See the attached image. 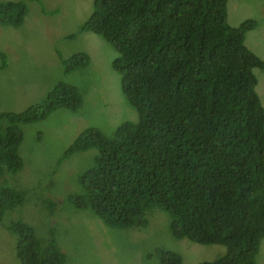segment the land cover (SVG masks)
I'll return each instance as SVG.
<instances>
[{"label": "trees", "instance_id": "obj_1", "mask_svg": "<svg viewBox=\"0 0 264 264\" xmlns=\"http://www.w3.org/2000/svg\"><path fill=\"white\" fill-rule=\"evenodd\" d=\"M228 2L94 0L81 31L116 48L112 67L140 119L119 126L111 139L89 130L92 136L66 152L97 148L100 154L74 203L118 229L144 228L148 208H162L175 240L225 248L198 264H257L264 242V106L254 73L264 63L245 43L256 22L229 26ZM15 8L2 4L0 17L16 26L26 12L17 15ZM90 61L75 55L65 61L67 72ZM55 93L22 113H0V177L23 168L19 124L44 120L59 105L77 108L74 87L61 85ZM10 191L3 187L0 199L10 195L16 203ZM11 227L20 235L24 264H65L55 242L42 244L25 223ZM156 255L162 264H183L175 251Z\"/></svg>", "mask_w": 264, "mask_h": 264}, {"label": "rangeland", "instance_id": "obj_2", "mask_svg": "<svg viewBox=\"0 0 264 264\" xmlns=\"http://www.w3.org/2000/svg\"><path fill=\"white\" fill-rule=\"evenodd\" d=\"M6 3L16 5L17 15L26 14L16 26L0 17V113H22L55 97L61 85L76 89L78 106L59 105L44 120L19 124L23 168L0 177V190L8 187L17 198L16 203L10 195L0 199V264H24L16 247L20 235L11 227L16 222L29 225L42 244L55 242L65 264H162L159 249L179 253L183 264L223 255V246L175 240L170 214L157 206L148 208L146 227L118 229L104 224L90 208L82 209L81 201L74 203L73 197L82 193V176L100 161V154L90 148L66 156L69 147L81 136H92L93 129L111 139L122 124H137L140 114L126 99L122 77L112 67L119 56L116 48L81 31L94 0H0V7ZM250 19L258 27L247 33L245 43L264 60V0H229L230 26ZM79 54H88L90 64L67 72L65 61ZM255 74L264 106V71ZM257 264H264V242Z\"/></svg>", "mask_w": 264, "mask_h": 264}, {"label": "clouds", "instance_id": "obj_3", "mask_svg": "<svg viewBox=\"0 0 264 264\" xmlns=\"http://www.w3.org/2000/svg\"><path fill=\"white\" fill-rule=\"evenodd\" d=\"M251 20V19H250ZM247 21H249V20H247ZM252 21H254V20H252ZM246 22V21H245ZM244 22V23H245ZM227 23H228V16H227ZM243 24V23H242ZM241 24V25H242ZM229 25V24H228ZM240 25V26H241ZM230 26V25H229ZM232 27V26H231ZM239 27V26H238ZM257 27H258V24L256 25V27L253 29V30H255V29H257ZM253 30H251V31H253ZM250 32V31H249ZM248 32V33H249ZM259 32H260V29H259ZM256 49H257V51L259 52V50H258V48L257 47H255ZM254 53V52H253ZM255 54V53H254ZM255 55H257V54H255ZM257 57H258V61H260V62H262V63H264V60L263 59H261L258 55H257ZM255 70H260V71H264V70H261V69H255ZM255 70H254V73H255ZM261 73L260 72H258V76H259V78H260V82L262 81V75H260ZM256 75V74H255ZM257 76V75H256ZM256 92H257V88H256ZM263 92H264V89H263ZM263 92H262V94H263ZM257 94H258V92H257ZM258 96H259V94H258ZM259 98H260V96H259ZM262 98H263V101H264V97H263V95H262ZM260 101H261V99H260ZM262 103V102H261ZM196 244V243H195ZM206 262V261H205ZM201 263V262H200Z\"/></svg>", "mask_w": 264, "mask_h": 264}]
</instances>
